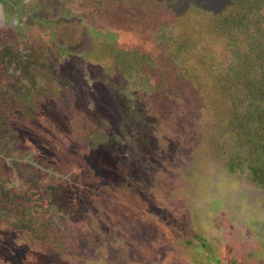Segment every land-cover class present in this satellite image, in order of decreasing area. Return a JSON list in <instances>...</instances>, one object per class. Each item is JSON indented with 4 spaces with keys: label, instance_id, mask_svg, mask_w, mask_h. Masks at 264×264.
<instances>
[{
    "label": "rangeland",
    "instance_id": "374dc122",
    "mask_svg": "<svg viewBox=\"0 0 264 264\" xmlns=\"http://www.w3.org/2000/svg\"><path fill=\"white\" fill-rule=\"evenodd\" d=\"M222 2L193 0L168 18L209 49L219 39L207 23L214 30ZM134 10L138 27L124 40L151 48L155 66L165 68L175 59L139 33L148 27L143 14L159 10L148 2ZM2 13L0 190L10 188L0 191V264H264V186L249 169L250 162L262 167L264 148L241 144L255 127L252 102L239 98L229 72L230 48L218 42L213 57L205 51L209 70L190 88L177 93L180 86L165 78L171 91L161 93L146 137L133 127L120 135L122 104L139 95L133 80L131 91L119 93L121 73L105 59L88 65L70 59L74 49L50 57L37 38L45 26L24 16L20 28ZM52 27L63 33V24ZM76 29L62 41L89 47L91 32ZM92 31L107 50L108 33ZM199 87L206 106L186 102Z\"/></svg>",
    "mask_w": 264,
    "mask_h": 264
},
{
    "label": "trees",
    "instance_id": "16d2710c",
    "mask_svg": "<svg viewBox=\"0 0 264 264\" xmlns=\"http://www.w3.org/2000/svg\"><path fill=\"white\" fill-rule=\"evenodd\" d=\"M9 1L11 4H7ZM146 2L154 4L159 12L152 17L146 15V18L144 13L141 20L139 17L143 24L148 23V27L142 28L139 33L143 37L148 35L152 42L161 47V51L165 52L163 58L175 59L169 65L165 63L164 65H167L165 68L160 65L155 66L158 64L157 56L151 48L147 50L145 45L141 46L136 42L124 40L132 30L138 27L136 17L134 18L135 6L138 5V8L144 9ZM192 2L193 0H0V10L2 9V17H5V20L8 17H16V22H13L18 23L20 28L22 27L21 18L24 16L29 18L32 26L37 24L45 26L46 30L43 33L39 32L37 38L47 46L50 57L49 53L61 59V54L66 55L67 52H71L70 49H74L70 55L71 58L69 55L67 57L70 59L81 57L82 61L87 60L88 65L105 59L110 64L108 67L110 72L121 73L119 82L114 84V89L119 93L131 91L132 84L128 80H133L136 88L132 91H137L139 95L127 98L122 104L121 123L125 124L126 130L120 135L132 134L127 128L133 127L138 129L136 133L140 134L141 138L146 137V134L150 132L148 129L150 122L155 120V107H160V103L163 104L160 102L161 93L165 90L171 91L165 78L180 86L175 88L177 93L181 92L185 85L192 87L196 79L206 76L209 70L207 61L212 60L211 57L216 53L218 42H222L230 48V53H233L229 72L232 73L233 81L241 91L239 98L249 99L252 102V112L248 118L252 120L255 130L247 133V140L241 138L243 141L241 144L245 146L247 142H251L252 150L261 153L264 148V0H223L221 3L223 8L216 16L217 20L212 23L214 30L211 24L207 23L211 34L219 39L217 42L209 41L210 44H207L209 49L205 48L201 40L191 37L194 32H182L174 24L177 22L168 18V16L174 18L180 13L177 11L180 5L188 6L192 5ZM195 8L202 13H208L201 4ZM107 11L106 23L101 16ZM58 22L63 24V33L52 27V24H58ZM77 25H83L88 32H91L89 47L81 43L73 48L69 43L62 41L64 36L73 40L77 34ZM217 27L218 30H216ZM52 29L55 31H50ZM93 29L108 33L105 40L108 45L107 50L103 51L104 45L96 41L95 37L99 34L95 35ZM76 40L78 41L79 37H76ZM81 41H83L82 38ZM205 51L208 53L211 51V57ZM88 70H90L89 67ZM168 70L173 72L174 78H169ZM153 72L158 77L155 80L152 78ZM189 101L206 106L210 100L205 93V87H199L194 96L190 94L186 102ZM137 144L139 145V141ZM137 144L134 147L139 149ZM0 145L6 144L0 141ZM1 153L2 151L0 155ZM249 169L254 178L264 186V175L261 172L264 171V164L260 167L258 163L250 162ZM6 187L10 188L5 185L2 189ZM124 187L127 186L124 185ZM134 196L136 197L135 194ZM134 203L131 205L132 211L140 214L143 209L140 208L137 211L138 208L133 207ZM27 210L30 211L31 208L27 207ZM149 214L152 213L148 212ZM13 227L20 231H28L25 226L13 225Z\"/></svg>",
    "mask_w": 264,
    "mask_h": 264
},
{
    "label": "bare ground",
    "instance_id": "6f19581e",
    "mask_svg": "<svg viewBox=\"0 0 264 264\" xmlns=\"http://www.w3.org/2000/svg\"><path fill=\"white\" fill-rule=\"evenodd\" d=\"M88 263V262H87Z\"/></svg>",
    "mask_w": 264,
    "mask_h": 264
}]
</instances>
